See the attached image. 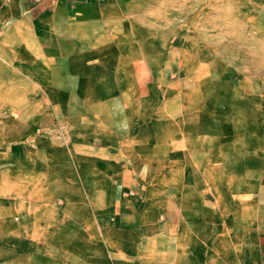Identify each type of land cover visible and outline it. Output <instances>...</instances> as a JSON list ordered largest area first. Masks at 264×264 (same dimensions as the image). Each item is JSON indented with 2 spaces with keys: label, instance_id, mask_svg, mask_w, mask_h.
Returning a JSON list of instances; mask_svg holds the SVG:
<instances>
[{
  "label": "crops",
  "instance_id": "obj_1",
  "mask_svg": "<svg viewBox=\"0 0 264 264\" xmlns=\"http://www.w3.org/2000/svg\"><path fill=\"white\" fill-rule=\"evenodd\" d=\"M122 5L123 0H37L32 6L23 5L12 18L11 11L8 17L3 15V39L8 38L9 45H2L6 58L0 80L19 81L14 88L20 104L9 110L19 117L17 130L6 133L0 124V143L26 145L37 129H51L61 137L59 128L63 127L68 130L69 145L98 146V150L92 149L93 157L98 158L93 167L96 175L125 178L114 186H94L93 192L90 186H83L80 196L56 195L57 205L88 208L93 203L91 193H98L100 207L114 208L113 216L104 213L110 221L96 220L99 227L93 240L83 234L81 249H70L82 257V264H92V257L97 264H264L263 180H250V168L228 167L222 162L229 159L226 154H212L211 161L222 165L210 175L243 177L238 181L243 184L232 185V189L227 179V184L212 180L210 186L196 182L187 155L170 148L162 157L147 155V167L139 166L136 158L129 170L114 167L107 173L106 151L101 148L107 144V129L122 130L112 132L115 143L159 142L149 133L145 141L140 137L141 130H149L148 122L138 120V98L145 94L148 79L138 77V67L145 61L129 40L131 24L124 18ZM10 66L16 69L13 78L5 73ZM37 97L56 98L58 105L53 109L57 113L63 110L66 118L49 125H30L28 114L37 107L30 99ZM38 110L34 113L40 120L44 110ZM114 114L121 116V123L112 120ZM36 135L35 143L41 140L44 144L38 143L40 148L55 147L51 154L43 150L37 154L36 173L44 176L51 171L60 178L70 177V146L65 149L61 140L46 143L43 133ZM169 139L162 144L169 146ZM152 160L162 162V168L151 167ZM127 193L135 197L128 199ZM139 195L144 205L133 203ZM6 251L0 255V264H16Z\"/></svg>",
  "mask_w": 264,
  "mask_h": 264
},
{
  "label": "rangeland",
  "instance_id": "obj_2",
  "mask_svg": "<svg viewBox=\"0 0 264 264\" xmlns=\"http://www.w3.org/2000/svg\"><path fill=\"white\" fill-rule=\"evenodd\" d=\"M35 2L0 0V74L6 58L2 45H9L8 38L3 39V15L8 17L11 11L12 18L23 5ZM122 13L131 24L128 37L133 49L145 61L138 67V77L148 79L145 94L138 98V120L148 122L149 130H141L140 137L145 141L149 133L159 142L115 143L112 132L122 130L107 129V144L101 146L106 151V162L101 165L107 173L114 167L129 170L136 158L139 166L147 167V155L162 157L170 148L183 150L198 183L210 186L213 181L225 183L227 179L231 189L243 184L238 182L243 177H211V172L222 165L211 161L212 154L219 151L229 157L222 161L228 167L250 168L249 179L264 183V0H123ZM15 72L6 67L5 73L12 78ZM10 80H0V92L5 91L0 96V124L6 133H14L19 121L9 112L19 108L20 98L14 88L19 81ZM9 88L13 91L7 92ZM55 100L31 98L30 103L37 107H32L27 122L38 126L65 119L63 110L54 111ZM39 108L44 110L40 120L34 113ZM111 118L121 123L119 114ZM59 130L61 137L51 129H37L26 145L0 143V255L8 250L13 263L82 264V257L70 249H81L83 234L95 238L99 227L96 220L108 222L114 215V208L99 206L98 193H91L93 203L88 208L55 203L59 192L80 196L83 186H90L93 192L94 186H114L125 179L96 175L93 167L98 165V158L93 157L92 149L98 150V146L69 145L68 130ZM42 133L46 143L61 140L65 149L70 146V177L60 178L51 171L44 176L36 173L33 165L37 154H51L55 148H40L39 144L44 145L41 140L35 143L33 137ZM167 138L169 146L162 144ZM152 163L153 168L163 166L160 161ZM180 166L184 167L183 163ZM154 195L150 193L151 198ZM132 196L135 194L127 193L128 199ZM132 201L145 203L141 195ZM6 238L8 242L3 241ZM97 263L92 257V264Z\"/></svg>",
  "mask_w": 264,
  "mask_h": 264
}]
</instances>
